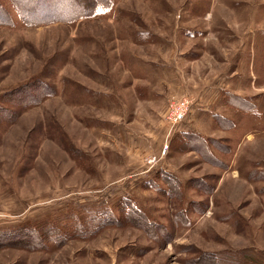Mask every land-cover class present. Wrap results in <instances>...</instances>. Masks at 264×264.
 Here are the masks:
<instances>
[{
	"label": "rangeland",
	"instance_id": "rangeland-1",
	"mask_svg": "<svg viewBox=\"0 0 264 264\" xmlns=\"http://www.w3.org/2000/svg\"><path fill=\"white\" fill-rule=\"evenodd\" d=\"M49 1L0 0V264H264V0Z\"/></svg>",
	"mask_w": 264,
	"mask_h": 264
},
{
	"label": "trees",
	"instance_id": "trees-1",
	"mask_svg": "<svg viewBox=\"0 0 264 264\" xmlns=\"http://www.w3.org/2000/svg\"><path fill=\"white\" fill-rule=\"evenodd\" d=\"M12 1L14 2L15 6L21 5L22 8L28 11L29 9H27L28 7L26 1L32 3L31 1L34 0H12ZM49 2L54 4L61 2L65 4V7H67L68 10L70 9V11H64L65 12L64 14L66 15L63 16L66 17H62L63 19H70V18L77 19L82 17V14H86L88 11L90 12L96 11L100 7L106 8L110 4L107 0H50ZM32 244L33 246H36L35 242Z\"/></svg>",
	"mask_w": 264,
	"mask_h": 264
},
{
	"label": "built area",
	"instance_id": "built-area-1",
	"mask_svg": "<svg viewBox=\"0 0 264 264\" xmlns=\"http://www.w3.org/2000/svg\"><path fill=\"white\" fill-rule=\"evenodd\" d=\"M191 106V100L188 97L172 98L167 106L165 120L173 131L180 123L187 117ZM168 146L162 150V155L167 153ZM157 157L156 155L147 158L148 165L153 167L163 156Z\"/></svg>",
	"mask_w": 264,
	"mask_h": 264
}]
</instances>
